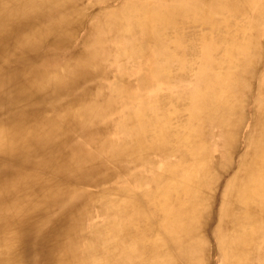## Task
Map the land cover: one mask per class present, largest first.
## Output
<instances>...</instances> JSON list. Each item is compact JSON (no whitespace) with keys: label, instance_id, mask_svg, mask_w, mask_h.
I'll return each mask as SVG.
<instances>
[{"label":"bare ground","instance_id":"bare-ground-1","mask_svg":"<svg viewBox=\"0 0 264 264\" xmlns=\"http://www.w3.org/2000/svg\"><path fill=\"white\" fill-rule=\"evenodd\" d=\"M0 264H264V0H0Z\"/></svg>","mask_w":264,"mask_h":264},{"label":"rangeland","instance_id":"rangeland-1","mask_svg":"<svg viewBox=\"0 0 264 264\" xmlns=\"http://www.w3.org/2000/svg\"><path fill=\"white\" fill-rule=\"evenodd\" d=\"M115 4H116V3H115ZM154 93H155V88L152 89V90H147V91L144 93V95H145V94L154 95Z\"/></svg>","mask_w":264,"mask_h":264}]
</instances>
